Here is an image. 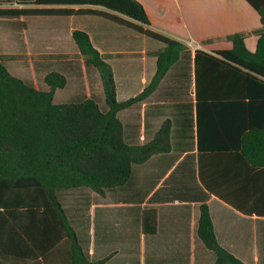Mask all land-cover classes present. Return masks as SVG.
<instances>
[{
  "label": "crops",
  "instance_id": "1",
  "mask_svg": "<svg viewBox=\"0 0 264 264\" xmlns=\"http://www.w3.org/2000/svg\"><path fill=\"white\" fill-rule=\"evenodd\" d=\"M138 1L153 31L180 40L188 49L148 99L119 112L118 117L124 125V139L131 145L149 142L170 119L171 151L135 166L128 184L108 191L105 197L83 189L65 192L60 199L63 207L91 261L112 256L106 264H216L214 252L198 236L200 207L207 203L219 243L246 264H264V215H257L264 213V169L254 170L237 149H212L218 145L215 141L223 139L221 134L203 131L199 150L194 59L197 49L208 53L230 50L232 43L222 38L239 32L245 34L247 48L255 52L256 32L262 28L260 16L246 0ZM26 3L31 2L19 3V8ZM0 8H4L2 0ZM19 19L25 23L23 34L12 44L10 39L3 42L0 35V56L8 63L6 67L13 68L9 71L14 76L42 91L48 90L45 77L49 73L64 75L67 85L55 96L66 90L73 77L77 87H84L83 100L102 97L103 88L92 84L101 78L91 76V66L73 39L76 30L88 33L102 55H110L107 61L114 72L119 102L138 96L151 83L157 57L148 53L165 47L98 15ZM7 21L0 18V22ZM59 55L68 57H47ZM19 62L31 64L33 78L15 70ZM36 74L41 81L34 80ZM147 209L158 213L154 235L143 232ZM84 219L89 226L82 240Z\"/></svg>",
  "mask_w": 264,
  "mask_h": 264
},
{
  "label": "trees",
  "instance_id": "2",
  "mask_svg": "<svg viewBox=\"0 0 264 264\" xmlns=\"http://www.w3.org/2000/svg\"><path fill=\"white\" fill-rule=\"evenodd\" d=\"M246 1L262 24L255 52L241 32L222 38L232 43L230 50L195 51L197 125L199 150L203 131L221 134L223 139L211 148L237 149L255 170L264 169V0ZM23 5L31 7L0 8V18L98 15L165 45L148 53L157 57L151 83L138 96L119 102L110 55H102L85 31L73 32L80 56L100 75L107 111L91 98L55 103L56 92L67 85L64 75L49 73L48 90L42 91L14 76L0 56V264H106L112 256L90 260L59 192L88 189L105 197L128 184L135 166L171 151L170 119L149 142L131 145L118 113L148 99L188 48L153 31L138 0H35ZM142 228L145 234L157 233L155 209L144 211ZM198 236L214 252L216 264H246L219 243L207 203L200 207Z\"/></svg>",
  "mask_w": 264,
  "mask_h": 264
},
{
  "label": "rangeland",
  "instance_id": "3",
  "mask_svg": "<svg viewBox=\"0 0 264 264\" xmlns=\"http://www.w3.org/2000/svg\"><path fill=\"white\" fill-rule=\"evenodd\" d=\"M4 3V8H19L20 6L18 5L19 3H25V2H33L35 0H2ZM21 7H31V6H21ZM9 21L7 22H0V35L3 38V42L7 43V39H10V43L15 41L16 38H18L20 35L23 34L24 32V27L25 23L22 22L19 18H8ZM16 43V42H15ZM4 46V45H3ZM3 48V47H2ZM8 63H6L7 65ZM19 66L18 68H15L16 71H19V73L22 72V74L31 76L33 78V74L30 72L31 64L28 62H19L17 63ZM9 70H13V68L10 69L11 66H7ZM47 69L49 68L46 66ZM54 67V66H52ZM90 74L92 76V73L95 74V76H100L98 71L94 67L89 68ZM14 71V70H13ZM11 71L14 75L15 72ZM38 72V70H37ZM37 79L35 78L34 80L41 81V78L39 74H36ZM43 81V80H42ZM69 85L66 88V90L62 92H58V94L55 96V103H66V102H77V101H82L85 98V91L84 87H77L75 78L69 77L68 79ZM92 84L94 86L103 88L102 81L101 79L99 81H92ZM66 96V98L64 97ZM97 101L103 111L108 110V106L105 101V94L102 91V97L97 96ZM120 116V115H119ZM121 118V116H120ZM122 119V118H121ZM83 190H88V189H83ZM67 192L66 190H62L59 192V197L62 199L63 194ZM89 192H92L89 190ZM88 226H89V220L84 219L82 223V233H81V239H84V236L87 235L88 231ZM84 229V230H83Z\"/></svg>",
  "mask_w": 264,
  "mask_h": 264
}]
</instances>
